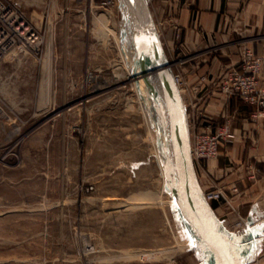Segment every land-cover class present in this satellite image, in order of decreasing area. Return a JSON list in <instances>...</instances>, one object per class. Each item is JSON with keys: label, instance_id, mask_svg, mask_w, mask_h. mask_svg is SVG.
<instances>
[{"label": "rangeland", "instance_id": "374dc122", "mask_svg": "<svg viewBox=\"0 0 264 264\" xmlns=\"http://www.w3.org/2000/svg\"><path fill=\"white\" fill-rule=\"evenodd\" d=\"M191 2L149 0L173 72L188 80L189 126L203 128L204 115L230 126L218 157L195 163L201 186L227 191L231 204L212 201L215 212L242 263L264 264V165L246 162L245 187L222 182L220 146L241 120L237 107L218 117L209 108L216 95L244 104L256 123L244 135L255 149L264 143V105L222 91L230 70L259 62L255 93L264 96V30L235 24L227 41L204 36L188 47L179 16ZM18 3L43 28L45 48L0 64V264H215L167 182L151 83L136 66L121 0Z\"/></svg>", "mask_w": 264, "mask_h": 264}, {"label": "water", "instance_id": "95a60500", "mask_svg": "<svg viewBox=\"0 0 264 264\" xmlns=\"http://www.w3.org/2000/svg\"><path fill=\"white\" fill-rule=\"evenodd\" d=\"M121 1L131 39L143 67L142 75L147 76L151 83V111L157 125L160 154L165 161L167 182L181 214L211 248L218 264H243L239 243L226 233L214 205L206 198L201 186L191 154L184 97L175 81L149 0Z\"/></svg>", "mask_w": 264, "mask_h": 264}, {"label": "crops", "instance_id": "0c3cea01", "mask_svg": "<svg viewBox=\"0 0 264 264\" xmlns=\"http://www.w3.org/2000/svg\"><path fill=\"white\" fill-rule=\"evenodd\" d=\"M179 21L183 30V42L188 47H193L204 36L211 43L227 41L235 24L243 25L251 34L264 30V0H192L181 9ZM172 33L171 30L168 36L170 41ZM231 101L229 97L216 95L209 102L210 112L216 117L224 115L225 110L233 106L239 109L241 120L238 135L221 144V156L215 165L218 176L223 177L222 182L237 181L245 187L247 180L244 166L248 160L257 161L261 167L264 165V143L260 139L256 149L250 145L251 140L244 134L256 129V123L250 121L247 106L242 104L238 107L234 100ZM261 125L258 127L259 137ZM258 169L260 171V167Z\"/></svg>", "mask_w": 264, "mask_h": 264}, {"label": "built area", "instance_id": "2783aa9c", "mask_svg": "<svg viewBox=\"0 0 264 264\" xmlns=\"http://www.w3.org/2000/svg\"><path fill=\"white\" fill-rule=\"evenodd\" d=\"M44 46L43 28L33 22L28 13L19 5L18 0H0V63L14 52L41 58ZM246 53L248 56L252 54L251 50ZM258 64L259 62L256 65L246 66L244 73L234 68L230 70L223 82L222 91L228 94L241 95L251 104L264 105V96L255 93L257 85L255 74L259 69ZM174 77L181 91L186 88L188 80L181 73L174 72ZM195 90L197 96L199 92L197 88ZM199 102L200 100L197 99L196 103ZM203 117L204 121L207 122L203 128L197 127L195 120H193V124H190L191 154L196 164L217 158L221 140L231 135L228 123L215 124L211 117L207 115ZM204 194L210 202L222 200L231 204L227 191L222 188L207 189Z\"/></svg>", "mask_w": 264, "mask_h": 264}, {"label": "bare ground", "instance_id": "6f19581e", "mask_svg": "<svg viewBox=\"0 0 264 264\" xmlns=\"http://www.w3.org/2000/svg\"><path fill=\"white\" fill-rule=\"evenodd\" d=\"M28 0H26V2H27ZM40 1V0H39ZM32 2H34V1H32ZM31 2V3H32ZM55 4V3H54ZM121 7H122V9H123V4H122V1H121ZM41 6V5H40ZM124 11V10H123ZM51 19V18H50ZM124 25H125V29H126V37H127V40H128V43L130 44V46H131V49L133 50V56H134V59H135V63H136V66L138 67V68H140L141 70V75H142V70H143V67H142V64L140 63V60H139V56L137 55V52H136V50H135V48H134V45H133V42H132V39H131V33H130V31H129V29H128V27H127V19H126V17L124 16ZM51 29V28H50ZM105 29V28H104ZM104 29L103 30H101V31H104ZM100 30V29H99ZM111 30V29H110ZM110 32V31H109ZM112 32V31H111ZM105 33V34H104ZM104 33H103V35H105V36H107L108 34H106V32L104 31ZM51 36V35H50ZM101 36V35H100ZM107 37H109V36H107ZM103 39H104V36L102 37ZM50 39H52V37L50 38ZM49 39V40H50ZM52 42V41H51ZM49 43H50V41H49ZM50 47V46H49ZM53 48V47H52ZM51 50V49H50ZM50 52V51H49ZM49 52H48V54H49ZM53 52V51H52ZM19 54H25V53H19V52H14V53H12L10 56H16V55H19ZM52 57V56H51ZM47 58V57H46ZM21 59V58H20ZM50 59V58H49ZM52 60V58L50 59V61ZM47 62V61H46ZM1 64V63H0ZM49 64V63H48ZM47 66V65H46ZM49 69V68H48ZM47 69V70H48ZM52 70V69H51ZM50 70V71H51ZM50 73V72H49ZM51 75V74H50ZM122 75H124V74H122ZM125 75L127 76V75H129L128 73H125ZM143 76V75H142ZM144 78H147V76H143ZM47 78V77H46ZM51 79V78H50ZM49 80V79H48ZM48 80H46L47 82H48ZM45 82V81H44ZM44 87H46V86H44ZM46 89V88H45ZM151 91H152V87L150 86V93H151ZM51 92V91H50ZM51 94V93H50ZM41 95H42V93H41ZM43 97V96H42ZM158 98V102H159V106H160V108H161V110L163 111V106H162V103H161V100H160V98L159 97H157ZM44 103V102H43ZM151 107V106H150ZM152 110V109H151ZM155 123V122H154ZM204 190V189H203ZM174 197H175V195H174ZM175 201H176V203H177V200H176V198H175ZM177 206H178V208H179V205H178V203H177ZM180 210V209H179ZM181 212V211H180ZM184 220L186 221V223L189 225V227L192 229V231H194L195 232V234H196V242H197V240H198V242L200 241V242H204L203 240H202V238L197 234V232H196V230L189 224V222L184 218ZM254 227V226H253ZM245 230V229H244ZM243 231V230H242ZM228 231H226V233H227ZM245 232V231H244ZM237 241V240H236ZM207 246H208V244L206 243V242H204ZM209 247V246H208ZM209 249L211 250V248L209 247ZM211 252H212V250H211ZM213 253V252H212ZM214 255V254H213ZM215 257V256H214ZM215 264H218L217 263V261H216V258H215Z\"/></svg>", "mask_w": 264, "mask_h": 264}]
</instances>
